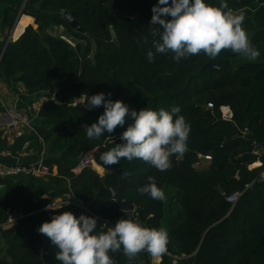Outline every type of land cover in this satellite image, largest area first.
Segmentation results:
<instances>
[{
	"label": "trees",
	"instance_id": "1",
	"mask_svg": "<svg viewBox=\"0 0 264 264\" xmlns=\"http://www.w3.org/2000/svg\"><path fill=\"white\" fill-rule=\"evenodd\" d=\"M225 2L233 13L245 14L242 27L260 53L258 60L223 50L215 59L201 53L177 62L166 53L149 62L147 52H154L153 41L159 40L151 33L161 31L151 25V9L158 0L25 1L22 13L31 14L37 27L27 25L17 39L0 42V72L28 94L56 91L71 103L48 99L29 128L11 141L6 134L0 136V154L42 150L51 154L42 161L49 169L44 178L0 176V264H61L55 259L58 249L38 228L64 211L96 218L97 233L122 218L166 229L167 251L158 264H264V181H258L264 170V0ZM29 6L36 7L34 13ZM18 10L4 9L9 28ZM64 12H71L80 30L68 25ZM23 26L21 20L16 33ZM53 26H62L77 43L52 36L44 41L40 30ZM99 93L122 101L130 111H171L178 106L191 129L188 151L181 159L171 157V169L163 172L140 159L126 158L107 170L100 155L125 142L120 137L134 120L129 117L113 133L89 139L83 125L98 122L104 107L89 110L80 100ZM222 106L223 111L229 107V119L223 117ZM232 123L243 134L227 138L234 132ZM88 152L103 168L102 176L89 167L71 172ZM124 171L131 174L125 177ZM150 176L164 191L163 201L139 193ZM65 182L69 197L51 189ZM114 193L130 201L133 210L123 208ZM233 193L240 194L230 203L226 198ZM54 197L63 199L57 208L50 205ZM10 216L17 217L12 224ZM109 255L114 264H129L122 250ZM131 264L153 263L145 251Z\"/></svg>",
	"mask_w": 264,
	"mask_h": 264
},
{
	"label": "clouds",
	"instance_id": "2",
	"mask_svg": "<svg viewBox=\"0 0 264 264\" xmlns=\"http://www.w3.org/2000/svg\"><path fill=\"white\" fill-rule=\"evenodd\" d=\"M151 11V25H158L161 31L151 33L153 37L159 35V40L153 41L155 51L147 52L149 62H154L156 54L166 53H172V59L177 62L201 53L215 59L223 50L240 54L249 61H255L260 55L242 27L245 14L243 11L233 13L225 0H220L219 6L205 0H171V3L158 0ZM169 16L171 19H165ZM85 100L89 110L104 107L98 122L85 128L89 139H99L105 131L113 133L118 126L123 127L129 117L134 120L120 137L125 142L115 144L100 155L103 166L119 164L122 158L129 162L140 159L163 172L171 169V157L181 159L188 151L191 129L185 117L179 114L178 106L171 111L144 108L137 112L130 111L120 100L106 99L104 93L86 96L83 102ZM130 174L123 172L125 177ZM138 191L152 199L163 201L166 198L151 176ZM97 225L94 217L84 214L76 217L71 211H64L43 222L38 232L58 249L55 259L61 264H114L109 253L121 250L131 264L141 252L161 256L167 251L168 233L162 227L147 228L132 219L122 218L114 227L105 225L107 231L97 233Z\"/></svg>",
	"mask_w": 264,
	"mask_h": 264
},
{
	"label": "crops",
	"instance_id": "3",
	"mask_svg": "<svg viewBox=\"0 0 264 264\" xmlns=\"http://www.w3.org/2000/svg\"><path fill=\"white\" fill-rule=\"evenodd\" d=\"M23 0H0V42L7 43L9 40L17 39L20 34L24 31L27 25H32L34 28L37 27V24L34 23V17L31 14L21 13L16 15L17 19L15 18L16 22H14L12 27H8L4 24V9L8 6L10 7H19L22 5ZM24 6V5H23ZM36 10L35 6H30L29 11L34 13ZM19 11V10H18ZM18 14V12H17ZM14 20V21H15ZM24 22V26L19 33H16V29L19 26L20 21ZM40 30V28H39ZM42 30V29H41ZM258 60V59H256ZM60 95L55 92H43V93H36V94H28L23 86L14 81L13 78L4 77L2 72H0V106L2 108L6 106H13L17 110L21 111L25 117L26 121L24 124L20 125L17 129H3L2 135H7L8 139L11 141L13 136L23 131L25 128L30 127V121L32 118H35L36 113L40 107V105L48 100L52 99L55 102L63 103L64 105H68L69 101L62 100ZM31 114V118L27 116V114ZM51 154L48 151H39V152H23V153H4L0 154V161L6 163H23V164H33L43 161L44 158L50 156ZM53 173H56V168L53 169ZM68 182H65L58 187L51 186V189L62 191L63 195L70 196V191L66 188ZM62 197H54L52 199V204L57 205L59 207L62 204ZM53 207V206H51ZM56 208V207H53ZM161 260V256H152L151 255V262L153 264H158Z\"/></svg>",
	"mask_w": 264,
	"mask_h": 264
},
{
	"label": "built area",
	"instance_id": "4",
	"mask_svg": "<svg viewBox=\"0 0 264 264\" xmlns=\"http://www.w3.org/2000/svg\"><path fill=\"white\" fill-rule=\"evenodd\" d=\"M210 105V104H209ZM223 107H221L222 109ZM223 117L229 119L231 117V111L227 106V110L222 113ZM26 121L25 115L17 110L13 106H6L0 110V128L17 129L20 125L24 124ZM254 154H258V151L254 150ZM206 159H209V156H205ZM93 163H96L93 159L92 153L88 152L70 168L73 174L79 173L84 168H92ZM49 174V169L47 166L43 165L42 161L33 164H23V163H6L0 161V176H12V175H26V176H36L44 178ZM258 181H264V170H262L258 176ZM240 193H233L226 198L230 203H233L237 200V197ZM17 219L16 216H10L8 223L12 224ZM12 221V222H10Z\"/></svg>",
	"mask_w": 264,
	"mask_h": 264
},
{
	"label": "water",
	"instance_id": "5",
	"mask_svg": "<svg viewBox=\"0 0 264 264\" xmlns=\"http://www.w3.org/2000/svg\"><path fill=\"white\" fill-rule=\"evenodd\" d=\"M25 1H26V0H23L22 5H21L20 8H19V11H18L17 17H18V15L21 13ZM17 17H16V19H17ZM63 17H64V19L66 20V22L68 23V25H70V26H72V27H75V28H77V29H79V30L81 29L80 25H79V24L77 23V21L73 18L71 12H64V13H63ZM14 22H16V20H15ZM109 31H110V34H111L112 40L117 44V39H116V35H115V32H114L113 28L110 27V28H109ZM85 97H86V96H84V97L80 100V104L83 105V106L86 107V108H89V107L87 106V101L85 100V101L83 102V100H84ZM87 97H91V96H87ZM82 102H83V103H82ZM95 108H97V107H93V108H91V109H95ZM228 108H229V107H228ZM232 125H233V127H234V132L231 133L230 135H228L227 138H232V137H236V136H239V135H242V134H243L242 131H240V130L236 127L235 124L232 123ZM83 127H86V125H83ZM9 129H13V127H10ZM1 134H2V130H0V136H1ZM254 143L256 144V142H254ZM260 146H261V145H257L258 148H259ZM106 169H107V170H111V167H110V166H106ZM217 189H218L220 192H222V190H221L220 188H217ZM113 197H114V199H116V200L120 203V205H121L123 208L128 209V210H133L134 205H133L130 201L124 199L122 196H120V195L117 194V193H114V194H113Z\"/></svg>",
	"mask_w": 264,
	"mask_h": 264
},
{
	"label": "rangeland",
	"instance_id": "6",
	"mask_svg": "<svg viewBox=\"0 0 264 264\" xmlns=\"http://www.w3.org/2000/svg\"><path fill=\"white\" fill-rule=\"evenodd\" d=\"M25 4V3H24ZM30 7V6H29ZM43 36V40L46 41V39L49 36L55 37V38H63L66 39L69 43H71L72 45L77 43L76 40H74L73 38H71L65 31V29L62 26H53V27H49L47 29H43L40 30ZM81 44H83V41H80ZM71 103V102H69ZM221 112L224 113L225 111H223V109H221ZM202 163H200L199 165H197V167L201 168L202 167ZM94 167V171L99 174L100 176H102L104 174V170L101 167L98 166L96 163L93 164ZM51 206L56 207L57 205H53L52 203H50ZM12 222V221H10ZM0 248H2V240H1V236H0ZM154 257V256H153Z\"/></svg>",
	"mask_w": 264,
	"mask_h": 264
},
{
	"label": "bare ground",
	"instance_id": "7",
	"mask_svg": "<svg viewBox=\"0 0 264 264\" xmlns=\"http://www.w3.org/2000/svg\"><path fill=\"white\" fill-rule=\"evenodd\" d=\"M223 108H225V107H223ZM93 164H95V163H93ZM97 164V163H96ZM98 165V164H97ZM99 166V165H98Z\"/></svg>",
	"mask_w": 264,
	"mask_h": 264
}]
</instances>
